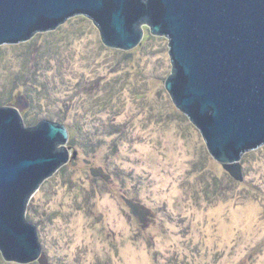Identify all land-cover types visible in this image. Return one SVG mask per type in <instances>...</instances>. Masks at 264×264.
I'll return each mask as SVG.
<instances>
[{
	"label": "rangeland",
	"instance_id": "374dc122",
	"mask_svg": "<svg viewBox=\"0 0 264 264\" xmlns=\"http://www.w3.org/2000/svg\"><path fill=\"white\" fill-rule=\"evenodd\" d=\"M142 30L140 46L111 49L76 15L0 46V108L22 93L25 127L74 130L76 158L31 199L43 253L49 264H264V145L231 176L165 89L168 38ZM0 264L21 263L0 251Z\"/></svg>",
	"mask_w": 264,
	"mask_h": 264
},
{
	"label": "water",
	"instance_id": "95a60500",
	"mask_svg": "<svg viewBox=\"0 0 264 264\" xmlns=\"http://www.w3.org/2000/svg\"><path fill=\"white\" fill-rule=\"evenodd\" d=\"M76 15L91 18L111 49L140 46L143 25L166 36L165 89L209 154L242 180L243 155L264 145V0H0V46L34 41ZM29 105L18 93L0 108V251L8 262L49 264L27 215L41 184L77 152L64 124L25 127Z\"/></svg>",
	"mask_w": 264,
	"mask_h": 264
},
{
	"label": "trees",
	"instance_id": "16d2710c",
	"mask_svg": "<svg viewBox=\"0 0 264 264\" xmlns=\"http://www.w3.org/2000/svg\"><path fill=\"white\" fill-rule=\"evenodd\" d=\"M53 118H54V116H52V120H55V119H53ZM60 121H62L63 123H65V119H63V118H61ZM67 128H68V130H69V134H70V138H71L72 133H74L73 127H70L69 125H67ZM71 140H72V138L69 140V142H71ZM72 141H73V140H72Z\"/></svg>",
	"mask_w": 264,
	"mask_h": 264
}]
</instances>
